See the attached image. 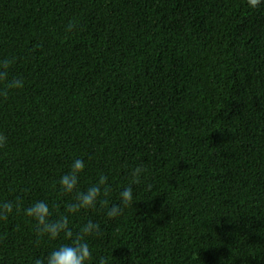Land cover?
I'll use <instances>...</instances> for the list:
<instances>
[{
  "label": "trees",
  "instance_id": "16d2710c",
  "mask_svg": "<svg viewBox=\"0 0 264 264\" xmlns=\"http://www.w3.org/2000/svg\"><path fill=\"white\" fill-rule=\"evenodd\" d=\"M6 59L22 86L0 81V202L44 200L73 238L99 224L88 264H264V3L0 0ZM76 157L79 189L109 191L69 215L56 182ZM70 242L0 218V264Z\"/></svg>",
  "mask_w": 264,
  "mask_h": 264
},
{
  "label": "clouds",
  "instance_id": "9594fccd",
  "mask_svg": "<svg viewBox=\"0 0 264 264\" xmlns=\"http://www.w3.org/2000/svg\"><path fill=\"white\" fill-rule=\"evenodd\" d=\"M264 0H246L249 8H256ZM71 27V26H70ZM10 59L0 61V81H4L8 88H19L22 81L17 78H8V69L11 64ZM6 138L0 135V146L5 143ZM85 168V162L80 157H76L69 165V170L62 174L56 182L59 189L65 194H74V199L67 205V213L69 215L78 213L82 209L94 208L102 195H107L109 185L107 177L103 174L98 176L96 183L80 190L78 187L80 174ZM145 172L142 166L132 169L131 175L133 183L137 182L139 177ZM134 193L132 186L128 185L119 193V204H113L106 208V215L109 218L116 217L122 212V205L126 206L133 201ZM102 205H107V201H99ZM23 211V214L30 218L35 224L36 234L40 237H48L55 240L61 233L71 238L70 243H61L54 247L43 258H35L33 264H88L91 257V250L87 237L98 234L99 224L88 220L80 226L75 237L69 226L68 215H60L56 219H52V209L48 202L44 200H36L27 207H21L19 200L0 202V218L6 217L14 211ZM99 264H107L104 258H101Z\"/></svg>",
  "mask_w": 264,
  "mask_h": 264
}]
</instances>
